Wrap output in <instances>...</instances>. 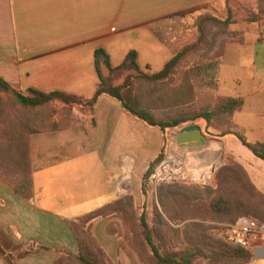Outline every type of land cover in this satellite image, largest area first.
Returning <instances> with one entry per match:
<instances>
[{"label": "crops", "instance_id": "0c3cea01", "mask_svg": "<svg viewBox=\"0 0 264 264\" xmlns=\"http://www.w3.org/2000/svg\"><path fill=\"white\" fill-rule=\"evenodd\" d=\"M221 1L0 0V78L22 91L91 97L99 82L97 49L112 67L134 50L141 69L158 72L184 45L183 31L172 24L176 14L216 9ZM100 70L108 75L105 66ZM93 117L95 126L85 116L67 129L30 136L31 201L0 181V264H53L60 251L77 255L68 221L119 199L114 180L121 164L104 146L119 144L127 129L142 132L143 124L107 95L97 99ZM114 221L97 220L92 233L111 264H133L107 231ZM251 253L247 264H264V242H255Z\"/></svg>", "mask_w": 264, "mask_h": 264}, {"label": "trees", "instance_id": "16d2710c", "mask_svg": "<svg viewBox=\"0 0 264 264\" xmlns=\"http://www.w3.org/2000/svg\"><path fill=\"white\" fill-rule=\"evenodd\" d=\"M257 4L258 13L252 15V22H256L260 15L264 16V0H257ZM214 10L211 6H205L176 14L182 18L194 17L191 25L195 29V39L175 52L158 72H143L134 50L129 51L118 66L112 67L107 52L97 49L95 65L99 82L94 94L88 98L61 91L42 92L32 88L22 91L0 78V181L20 198L32 200L30 136L64 130L70 125L69 119L66 121L57 116L52 106L56 102L65 105L62 110L66 113H71L74 105L83 107L89 114L91 125L95 126L93 107L101 95H107L117 101L128 115L149 128L159 129L162 134L198 119L210 127L217 118L229 119L240 111L244 105L242 97L215 93L222 64V46L226 40H221L217 48L216 41L227 32L225 28L233 21L230 8H227L225 19L218 18ZM199 51L202 53L198 59L192 60L193 53ZM101 65L108 70V76L126 74L125 79L118 85L109 84L101 73ZM178 79L180 81L174 83ZM228 135L235 137L264 162V141H248L244 129L240 127L221 130L214 136L222 138ZM161 157L160 154L156 163L160 162ZM152 168L153 165L150 170ZM150 170L149 176L153 173ZM239 181L244 184L242 188ZM193 191L200 194V199L191 204L189 195L183 189L161 187L158 198L162 212L155 206L153 224L149 223L143 211L138 225L133 229L132 249H127L119 240V249L129 256L133 264H247L251 261V251L208 235L206 230L209 228L204 222L230 224L241 216L250 215L264 222V215L259 212L257 204L264 200V195L255 189L237 165L221 168L216 189L203 187ZM167 194H171L172 198H181L169 202ZM244 196L255 204L252 205L254 208L243 203ZM126 207L118 200L68 221L77 241L78 254L60 251L53 264H111L94 237L92 226L101 218L116 216L123 221ZM133 216L135 213L132 210L129 218ZM181 224H184L183 228L177 227ZM112 226L109 223L107 231L116 234Z\"/></svg>", "mask_w": 264, "mask_h": 264}, {"label": "rangeland", "instance_id": "374dc122", "mask_svg": "<svg viewBox=\"0 0 264 264\" xmlns=\"http://www.w3.org/2000/svg\"><path fill=\"white\" fill-rule=\"evenodd\" d=\"M216 7L214 13L221 19L226 18L227 8H230L233 23L225 28L227 32L221 34L216 41L217 48L221 40H226L222 46V64L215 93L219 96L242 97L245 105L229 119L217 118L210 127L202 119L170 129L164 134L159 129L149 128L143 123H141L143 124L142 132L137 128L127 129V127L119 144L104 146V149H109L108 156L111 154L112 162L116 161L118 165L121 164L119 177L114 180V183L118 182L116 187L119 199L116 201L120 200L128 207L124 208L125 219L122 221L115 216L113 218L118 221L111 224L119 237L117 238L123 242L127 249H132L131 242L135 236L133 229L139 223L140 214L145 211L147 220L153 224L152 217L155 206L162 212L158 198L161 187L174 186L183 189L185 194L189 195L192 204V201L200 199V194L193 190L203 187L216 189L221 168L237 165L255 189L264 195V162L254 156L235 137L228 135L217 138L214 136L221 130L240 127L244 129L248 141H264V16L260 15L256 22L250 21L253 19L252 15L258 13L257 0H222ZM172 20V24L183 31L182 34L185 37L179 47L183 43L185 45L195 39V29L191 25L194 21L193 16ZM225 29L222 28V30ZM201 53L202 51L193 53L192 60L198 59ZM147 69L149 68L141 70L152 74ZM125 77L126 74H114L107 75L106 79L109 84L118 85ZM179 81L180 79L174 83L177 84ZM52 106L56 109L57 116L66 121L69 119L70 124L74 119L78 122L85 119V116L89 117L87 110L80 109L81 106L78 105L73 106L71 113L62 110L65 105L61 102H56ZM44 113L45 111L42 112V114ZM187 125H198L206 136L218 140V142L210 140L209 142L214 143L213 148L210 150L208 147L207 150L202 151L199 159L192 161L187 160L189 157L186 156V153L183 154L180 149L173 146L176 145L175 135ZM160 154L162 155L161 160L156 163ZM169 155H173L181 162L180 168L157 175L158 168ZM126 159L130 163L126 167L127 173L125 172ZM152 165L153 173L149 176L148 171ZM238 184L241 188L244 185L241 181ZM193 192L194 194H192ZM167 196L170 199L169 202L181 198V196L172 198L171 194H167ZM128 198L129 200H127ZM243 203L249 207L255 205L246 196H244ZM257 204L259 212L264 215V200L258 201ZM132 210L135 216L129 218V212ZM228 224L221 221L204 222V225L209 228L206 233L223 242H225L223 229ZM177 227L183 228L184 224ZM131 252L133 251L131 250Z\"/></svg>", "mask_w": 264, "mask_h": 264}, {"label": "built area", "instance_id": "2783aa9c", "mask_svg": "<svg viewBox=\"0 0 264 264\" xmlns=\"http://www.w3.org/2000/svg\"><path fill=\"white\" fill-rule=\"evenodd\" d=\"M224 240L251 251L255 242H264V222L254 216H241L223 229Z\"/></svg>", "mask_w": 264, "mask_h": 264}, {"label": "water", "instance_id": "95a60500", "mask_svg": "<svg viewBox=\"0 0 264 264\" xmlns=\"http://www.w3.org/2000/svg\"><path fill=\"white\" fill-rule=\"evenodd\" d=\"M210 140L218 142L206 136L198 125H187L175 135L176 145L189 150L202 148Z\"/></svg>", "mask_w": 264, "mask_h": 264}, {"label": "bare ground", "instance_id": "6f19581e", "mask_svg": "<svg viewBox=\"0 0 264 264\" xmlns=\"http://www.w3.org/2000/svg\"><path fill=\"white\" fill-rule=\"evenodd\" d=\"M173 146H175V148L180 149L183 154L186 153V156L189 157L187 159L188 161H192L194 159H199V157L201 156L202 151L207 150V148L209 147V145L206 144L202 148L195 149V150H188L186 148H181V147H179L177 145H173ZM209 148L211 150V148H213V147H209ZM217 161L218 160L216 159V162ZM180 163L181 162L178 161L173 155H169V157L158 168L156 173H157V175H161V174L167 173V171L169 172L170 170H172V171L178 170L180 168Z\"/></svg>", "mask_w": 264, "mask_h": 264}]
</instances>
